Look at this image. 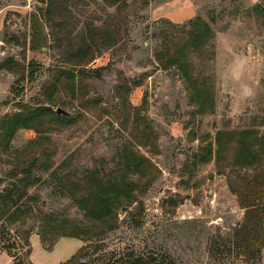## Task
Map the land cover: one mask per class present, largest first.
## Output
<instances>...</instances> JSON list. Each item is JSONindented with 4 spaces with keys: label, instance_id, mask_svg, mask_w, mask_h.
I'll return each mask as SVG.
<instances>
[{
    "label": "rangeland",
    "instance_id": "rangeland-1",
    "mask_svg": "<svg viewBox=\"0 0 264 264\" xmlns=\"http://www.w3.org/2000/svg\"><path fill=\"white\" fill-rule=\"evenodd\" d=\"M41 9L45 40L33 51L30 19ZM198 17L214 36L182 59L188 73L213 87L202 103L176 66L156 60L161 33L187 40ZM31 60L40 65L33 79ZM75 65L88 70L85 96L64 89L53 95L54 110L70 113L68 123L49 116L38 131L21 128L9 142L0 134V195L12 192L6 204L22 209L13 223L0 219L16 243L12 254L33 264H61L76 254L84 243L77 238L49 235L51 244H42L43 217L85 221L75 199L87 192L83 175L113 169L129 139L160 174L137 189L139 203L119 210L118 227L92 255L105 258L97 264L112 252L110 264H120L130 251L165 254L175 264H264V248L254 259L213 249L231 242L246 214L230 185L260 166L233 163L234 149L219 162L216 135L247 129L264 136V0H0V121L21 104L44 101L50 67ZM145 122L153 135L137 130ZM210 145L212 155L201 161ZM4 241L0 234V264H14Z\"/></svg>",
    "mask_w": 264,
    "mask_h": 264
},
{
    "label": "trees",
    "instance_id": "trees-1",
    "mask_svg": "<svg viewBox=\"0 0 264 264\" xmlns=\"http://www.w3.org/2000/svg\"><path fill=\"white\" fill-rule=\"evenodd\" d=\"M45 4L47 0H37ZM44 10L41 9L39 15L31 16V29L33 32L31 40V50L38 51L45 40V34L41 26V15ZM193 23V22H192ZM187 40L180 38H168L167 33L162 32L157 42L156 60L164 68L176 66L187 80L192 97L197 101L208 102L211 98L212 86H209L206 80L198 77L196 72H187L185 65L188 63L182 59V54L188 48H202L211 39L213 29L211 26L198 17L192 24ZM185 63V64H184ZM40 65L35 61L29 62L28 76L30 79L35 77V73ZM100 67L96 71L105 69ZM95 71V70H94ZM50 81L45 88L44 101L37 104H21L19 111L14 114H5L0 121V134L6 137L9 142L17 130L41 129L43 119L52 116L56 121L68 123L70 117L59 115L54 110L56 101L55 92L64 89L75 96H85L86 83L84 80L88 76V70L78 67L77 65L67 67H50ZM139 86L138 84H134ZM127 86V83H125ZM143 132V136L153 135V129L149 123L145 122L139 125L137 130ZM216 154L220 162L225 155L224 152L234 149L236 157L233 161L235 164L244 165L248 160L250 163L258 161L260 166L253 176L239 175L230 185L231 190L237 194L242 208L246 209V214L241 225L235 229L233 239L228 244H215L214 248L218 251L221 247H228L230 251H237V255L247 258H255L260 255L264 248V136L254 134L253 130H221L216 135ZM140 145H147L141 142ZM213 148L210 145L201 155V161L207 160L212 155ZM116 165L111 170L99 167L86 171L83 180L87 183L86 194L81 197H75L77 203L85 210L86 220L76 221L71 218H53L44 216V222L38 231L41 236V242L44 246L51 244V237H72L82 240L84 243L76 254L69 260L61 264H97L98 259L104 260L102 256L93 258L94 253H98L105 246V237L115 230L119 224V210L124 206L131 207L135 202L139 203V192L147 190L150 185L160 174L157 165L147 156L143 155L135 148L132 140H126L118 148L116 156ZM263 167V168H261ZM16 171L12 175H18ZM133 176H137L134 178ZM63 181L62 178H60ZM144 181V182H143ZM143 182V183H142ZM144 188H142V184ZM139 187V188H138ZM24 192H19L22 197ZM74 196V195H73ZM13 199L14 194L11 192L8 196L0 195V219L5 218L6 223H13L19 218L21 208L15 203L10 206L6 204V198ZM5 200V201H4ZM133 210H130L132 213ZM5 215V216H4ZM0 234L5 240L2 247L11 256L14 257V264H33L27 262L21 256L12 254V249L17 248L15 241H12L10 230L2 225ZM50 238V239H49ZM53 240V239H52ZM28 244V239H26ZM115 252L108 257L104 264H110ZM89 257V260H84ZM120 264H175V262L165 254H136L132 251L126 252L120 258ZM119 261V260H118ZM115 262L113 261V263Z\"/></svg>",
    "mask_w": 264,
    "mask_h": 264
},
{
    "label": "water",
    "instance_id": "water-1",
    "mask_svg": "<svg viewBox=\"0 0 264 264\" xmlns=\"http://www.w3.org/2000/svg\"><path fill=\"white\" fill-rule=\"evenodd\" d=\"M56 112H57V114H59V115H63V116H69V112L68 111H66L65 109H63L62 107H58V108H56ZM126 208H124V210H125Z\"/></svg>",
    "mask_w": 264,
    "mask_h": 264
}]
</instances>
